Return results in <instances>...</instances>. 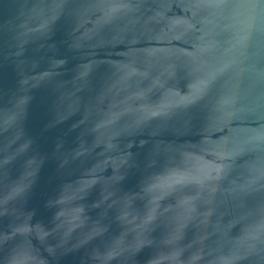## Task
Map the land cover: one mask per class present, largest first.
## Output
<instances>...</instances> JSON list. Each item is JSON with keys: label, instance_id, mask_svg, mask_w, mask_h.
I'll return each mask as SVG.
<instances>
[{"label": "water", "instance_id": "95a60500", "mask_svg": "<svg viewBox=\"0 0 264 264\" xmlns=\"http://www.w3.org/2000/svg\"><path fill=\"white\" fill-rule=\"evenodd\" d=\"M0 264H264V0H0Z\"/></svg>", "mask_w": 264, "mask_h": 264}]
</instances>
